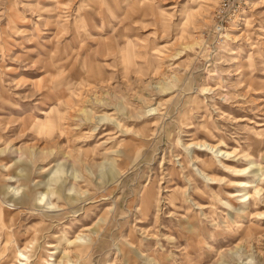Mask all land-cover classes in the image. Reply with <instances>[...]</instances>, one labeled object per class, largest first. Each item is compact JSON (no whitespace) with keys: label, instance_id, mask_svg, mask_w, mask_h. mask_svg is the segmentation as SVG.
Returning a JSON list of instances; mask_svg holds the SVG:
<instances>
[{"label":"rangeland","instance_id":"rangeland-1","mask_svg":"<svg viewBox=\"0 0 264 264\" xmlns=\"http://www.w3.org/2000/svg\"><path fill=\"white\" fill-rule=\"evenodd\" d=\"M0 264H264V0H0Z\"/></svg>","mask_w":264,"mask_h":264},{"label":"bare ground","instance_id":"bare-ground-1","mask_svg":"<svg viewBox=\"0 0 264 264\" xmlns=\"http://www.w3.org/2000/svg\"><path fill=\"white\" fill-rule=\"evenodd\" d=\"M8 259V258H7Z\"/></svg>","mask_w":264,"mask_h":264}]
</instances>
